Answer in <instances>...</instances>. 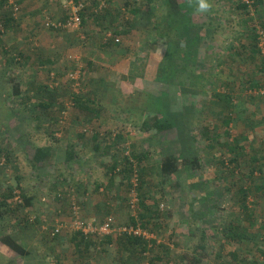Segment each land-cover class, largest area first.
<instances>
[{"label":"rangeland","instance_id":"1","mask_svg":"<svg viewBox=\"0 0 264 264\" xmlns=\"http://www.w3.org/2000/svg\"><path fill=\"white\" fill-rule=\"evenodd\" d=\"M178 2L8 0L0 264H264V3ZM73 3L85 23H49ZM108 219V234L77 228Z\"/></svg>","mask_w":264,"mask_h":264},{"label":"trees","instance_id":"2","mask_svg":"<svg viewBox=\"0 0 264 264\" xmlns=\"http://www.w3.org/2000/svg\"><path fill=\"white\" fill-rule=\"evenodd\" d=\"M171 3V7H172V12L175 11H179L183 9V6L180 2H178V0H168ZM255 5L257 4H263L264 0H254ZM8 0H0V10H4L3 13H0V26L4 28H9L12 27L14 25V22L16 21V19L13 17V13L9 10H5V6L7 5ZM245 7H247V4H243ZM87 10V8L83 7V9L81 10V16H82V23H85V19L83 13ZM106 12V11H105ZM135 12H137L135 10ZM101 13L99 14L96 13L94 14V18L95 19H101ZM55 27V26H54ZM3 31V29L0 28V36L1 32ZM161 33V32H160ZM159 33V34H160ZM256 38V37H255ZM256 46V44H255ZM13 90L15 91V93L21 94L22 90H21V84L18 83L15 85V87L13 88ZM42 105H48V103L45 102H41ZM155 125L158 126V128L160 130L162 129H169L171 128L174 123L172 120L168 119V118H164V119H160V118H156L155 120ZM51 151V148L46 147V146H38L35 148V153H34V158L37 162H41L43 161L44 157L47 156L49 154V152ZM141 159V157H140ZM254 159V158H253ZM127 162L129 163L130 160ZM131 163V162H130ZM129 163V164H130ZM178 161H177V157L173 156V155H168L166 156L162 163H161V169L165 174H171L175 171H177L178 169ZM127 167V166H126ZM128 170H132V168L128 167ZM24 201L27 205L31 204L32 198L30 196H27L26 194H24ZM136 223V222H135ZM54 230V229H53ZM53 233V232H52ZM59 234V233H57ZM54 234V235H57ZM125 236L124 238L128 241L130 249L137 245H142L143 249H144V245L141 243V238L137 235H123ZM5 243L10 246L14 251H16L17 253L21 254V255H26L28 254V250L23 246V244H21L17 239L11 237V236H6L4 238ZM79 245V244H77Z\"/></svg>","mask_w":264,"mask_h":264},{"label":"built area","instance_id":"3","mask_svg":"<svg viewBox=\"0 0 264 264\" xmlns=\"http://www.w3.org/2000/svg\"><path fill=\"white\" fill-rule=\"evenodd\" d=\"M84 4L82 3H73L71 6V9L69 11V17L66 20V22H54L52 21L49 17V23L55 27L64 25V26H74V27H78L79 25L82 24V16H81V10L83 9ZM15 9H18V6L15 7ZM264 93V90L262 91ZM78 226L77 228L84 232L85 234H89V233H94V234H108L110 233V231H112V222L110 219L105 220L100 226H94L91 223H88L86 225L83 224V222L79 221L77 222ZM61 231V226H57L54 228L53 230V234H57ZM121 231L123 233L129 234V235H137V236H141L144 235L145 233L140 229L139 226H125L123 228H121Z\"/></svg>","mask_w":264,"mask_h":264}]
</instances>
